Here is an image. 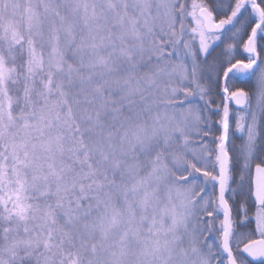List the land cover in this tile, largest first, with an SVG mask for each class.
<instances>
[{
    "label": "snow or ice",
    "instance_id": "6c2138e0",
    "mask_svg": "<svg viewBox=\"0 0 264 264\" xmlns=\"http://www.w3.org/2000/svg\"><path fill=\"white\" fill-rule=\"evenodd\" d=\"M0 264H264V0H0Z\"/></svg>",
    "mask_w": 264,
    "mask_h": 264
}]
</instances>
